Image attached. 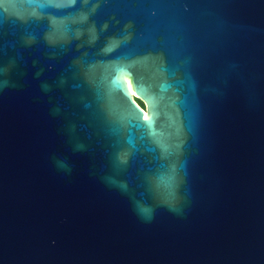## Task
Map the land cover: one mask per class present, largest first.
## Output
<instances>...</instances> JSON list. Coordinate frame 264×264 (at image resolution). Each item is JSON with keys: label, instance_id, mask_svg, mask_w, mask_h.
Returning a JSON list of instances; mask_svg holds the SVG:
<instances>
[{"label": "water", "instance_id": "water-1", "mask_svg": "<svg viewBox=\"0 0 264 264\" xmlns=\"http://www.w3.org/2000/svg\"><path fill=\"white\" fill-rule=\"evenodd\" d=\"M0 264H264V0H0Z\"/></svg>", "mask_w": 264, "mask_h": 264}, {"label": "snow or ice", "instance_id": "snow-or-ice-1", "mask_svg": "<svg viewBox=\"0 0 264 264\" xmlns=\"http://www.w3.org/2000/svg\"><path fill=\"white\" fill-rule=\"evenodd\" d=\"M122 77L123 76H127V74L126 73H123L122 75H121ZM124 83H125V81H124V79H118V81H117V86L121 89V90H123V88H124ZM127 83H128V87L130 88V89H132L134 92H135V94H137V95H141L142 96V92H141V89L139 88V86L137 85V83L135 82V80L131 77V76H128L127 77ZM125 95H127V93H125ZM135 110V109H134ZM136 111V110H135ZM138 113V112H137ZM144 118H145V121H150V119H151V116H150V114H148V115H145L144 116Z\"/></svg>", "mask_w": 264, "mask_h": 264}, {"label": "trees", "instance_id": "trees-1", "mask_svg": "<svg viewBox=\"0 0 264 264\" xmlns=\"http://www.w3.org/2000/svg\"><path fill=\"white\" fill-rule=\"evenodd\" d=\"M139 102H140V104H141V105H143V106H144V104H143V102H142V101H140V100H139Z\"/></svg>", "mask_w": 264, "mask_h": 264}]
</instances>
